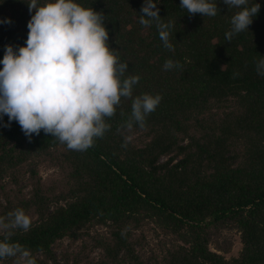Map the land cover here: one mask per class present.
Segmentation results:
<instances>
[{
	"label": "trees",
	"instance_id": "obj_1",
	"mask_svg": "<svg viewBox=\"0 0 264 264\" xmlns=\"http://www.w3.org/2000/svg\"><path fill=\"white\" fill-rule=\"evenodd\" d=\"M81 2L103 12L109 45L128 62L126 74L139 75L133 96L162 98L143 126L128 129L132 97H122L106 117L110 127L85 150L43 130L29 139L14 119L0 122V215L23 207L31 218L10 239L37 264H77L55 256L53 244L65 237L94 239L90 248L101 249L94 264H264V75L255 67L264 55V0L249 29L230 41L235 9L223 0L215 16L159 0L162 19L173 21V49L155 23H140L143 0ZM30 16L26 0H0V19L10 18L0 23V56L6 44L25 43ZM167 58L180 66L165 69ZM45 158L65 169L58 187L43 183L38 164ZM23 171L30 184L24 195ZM7 184L16 187L6 191ZM146 221L174 237L161 258L150 254L153 262L137 246ZM95 225L107 233L93 235ZM225 229L237 230L242 243L229 258Z\"/></svg>",
	"mask_w": 264,
	"mask_h": 264
},
{
	"label": "clouds",
	"instance_id": "obj_2",
	"mask_svg": "<svg viewBox=\"0 0 264 264\" xmlns=\"http://www.w3.org/2000/svg\"><path fill=\"white\" fill-rule=\"evenodd\" d=\"M26 2L31 16L25 43L6 44L0 56V122L7 125L14 119L29 139L43 130L69 149L85 150L110 127L106 117L116 112L121 98L132 97L131 115L124 126H143L162 97L149 92L133 96L140 77L126 74L128 62L121 61L109 45L103 12L81 0ZM158 3L143 0L140 23H155L163 45L173 49V21L162 19ZM223 3L235 9L231 27L225 32L230 41L236 33L249 29L261 5L259 0ZM180 6L203 16H215L219 11L217 0H180ZM2 22H10V18L0 19ZM178 66L179 61L172 58L163 65L165 69ZM255 67L264 75V55L256 59ZM30 226L31 218L23 207L9 211L7 218L0 215V258L16 257V264H37L28 248L10 239L12 229L27 230Z\"/></svg>",
	"mask_w": 264,
	"mask_h": 264
},
{
	"label": "rangeland",
	"instance_id": "obj_3",
	"mask_svg": "<svg viewBox=\"0 0 264 264\" xmlns=\"http://www.w3.org/2000/svg\"><path fill=\"white\" fill-rule=\"evenodd\" d=\"M38 170L42 176L43 183L45 184L46 188H52V185L58 187L54 182L59 180L61 176L65 174V169H63L54 158L42 159L38 164ZM27 176V173H24L23 171L20 174V179L18 180L22 195L29 191L30 184L28 182ZM9 187L15 188L16 185L7 184L5 190L7 191ZM0 200L3 201L1 196ZM94 227L95 228L92 230L93 235L97 234L102 236L103 234L107 233V231L104 230L105 228L102 226L95 225ZM224 234L231 238V244L226 249V251L223 252V255L227 258L236 256L242 246L239 232L235 229H225ZM139 237L140 243L137 245L140 250L139 252L150 262L154 261V258L149 257L150 254L156 258H161L167 251L166 248L170 247L174 242V237L172 234L164 232L153 222L149 221H146V223L141 227V233H139ZM93 241L94 239H88V242L84 244L80 238L72 240L69 237H65L63 239L57 240L53 244V250L58 260L62 259V257H67L68 263L73 262L76 258L78 260L77 264H94L97 256L101 254V249L99 247L91 249L90 244H92Z\"/></svg>",
	"mask_w": 264,
	"mask_h": 264
}]
</instances>
